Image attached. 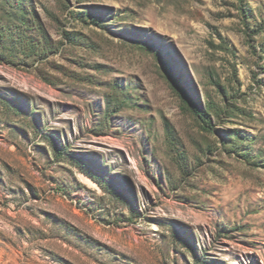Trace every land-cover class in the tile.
Returning a JSON list of instances; mask_svg holds the SVG:
<instances>
[{"label":"rangeland","instance_id":"374dc122","mask_svg":"<svg viewBox=\"0 0 264 264\" xmlns=\"http://www.w3.org/2000/svg\"><path fill=\"white\" fill-rule=\"evenodd\" d=\"M0 264H264V0H0Z\"/></svg>","mask_w":264,"mask_h":264},{"label":"trees","instance_id":"16d2710c","mask_svg":"<svg viewBox=\"0 0 264 264\" xmlns=\"http://www.w3.org/2000/svg\"><path fill=\"white\" fill-rule=\"evenodd\" d=\"M172 79H173L174 83L179 87V89L181 90V92H182L184 95H186V93H185V91L183 90V88H181V86H180V84H179V82H178V79H177L176 77H174V76H172Z\"/></svg>","mask_w":264,"mask_h":264}]
</instances>
